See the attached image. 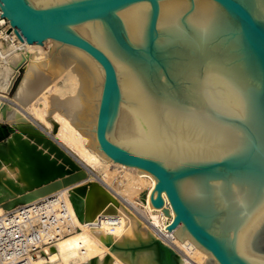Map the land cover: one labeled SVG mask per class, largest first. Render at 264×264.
<instances>
[{
  "label": "water",
  "instance_id": "obj_1",
  "mask_svg": "<svg viewBox=\"0 0 264 264\" xmlns=\"http://www.w3.org/2000/svg\"><path fill=\"white\" fill-rule=\"evenodd\" d=\"M0 8L22 41L54 39L101 64L98 146L156 178L151 201L172 217L166 228L181 225L173 233L204 250L206 264H253L235 240L264 204V0H0ZM81 189L70 198L83 219ZM253 247L264 253V222Z\"/></svg>",
  "mask_w": 264,
  "mask_h": 264
},
{
  "label": "bare ground",
  "instance_id": "obj_2",
  "mask_svg": "<svg viewBox=\"0 0 264 264\" xmlns=\"http://www.w3.org/2000/svg\"><path fill=\"white\" fill-rule=\"evenodd\" d=\"M23 42L19 46L0 38L9 54L0 56V214L59 192L75 225L72 234L43 246L36 264H206L204 250L173 233L181 225L166 228L172 217L151 201L156 178L115 162L99 148L96 124L105 78L101 64L81 48L54 39ZM18 78L14 94L8 95ZM109 164L122 169L118 193L95 172L109 169ZM145 178L151 184L139 209L134 197ZM76 187L82 188L83 219L70 198ZM116 214L122 216L121 224L101 225L102 216ZM263 222L264 204L236 235L235 249L253 264L264 263V253L253 247Z\"/></svg>",
  "mask_w": 264,
  "mask_h": 264
},
{
  "label": "built area",
  "instance_id": "obj_3",
  "mask_svg": "<svg viewBox=\"0 0 264 264\" xmlns=\"http://www.w3.org/2000/svg\"><path fill=\"white\" fill-rule=\"evenodd\" d=\"M2 13L0 8V38L6 37L13 44L25 46ZM8 55L6 48L0 45V56L5 58ZM73 219L67 199L59 192L22 203L0 214V264H36L43 246L73 233ZM122 220L119 214L104 215L100 223L116 226Z\"/></svg>",
  "mask_w": 264,
  "mask_h": 264
},
{
  "label": "rangeland",
  "instance_id": "obj_4",
  "mask_svg": "<svg viewBox=\"0 0 264 264\" xmlns=\"http://www.w3.org/2000/svg\"><path fill=\"white\" fill-rule=\"evenodd\" d=\"M22 74V73H21ZM23 75V74H22ZM22 75L20 77H22ZM19 79L21 78H18L17 82L15 83L13 89L8 92L7 94L8 95H12L14 94L18 84H19ZM4 125L7 126L8 123L7 122H4ZM48 129V128H47ZM86 167H88L86 164H85ZM109 169H105V167H99L98 169H95V172H97V174L99 175V179L106 185L107 184V187L109 189H111L112 191L114 192H117L119 190H117V188L119 187V184L118 182H120L122 176V169L121 167H116L112 164H109ZM92 169V168H91ZM121 176V177H120ZM106 182V183H105ZM150 184H151V180L149 178H145L144 179V182H143V187L142 189L139 191V193L134 197V201L136 202L137 206L140 208H142V204L141 203H144L147 199V194L149 192V187H150ZM113 186V187H112ZM88 187V184H86V189ZM111 187V188H110ZM85 189V190H86ZM117 190V191H116ZM118 193V192H117ZM122 197V195H120ZM124 198V197H123ZM128 202V201H127ZM20 205V204H19ZM132 205V204H131ZM18 206V205H17ZM129 206H130V202H129ZM132 207V206H131ZM4 213V212H3Z\"/></svg>",
  "mask_w": 264,
  "mask_h": 264
}]
</instances>
